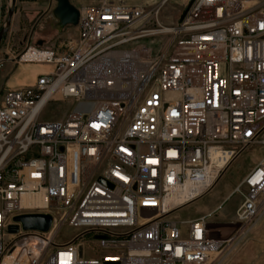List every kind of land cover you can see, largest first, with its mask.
<instances>
[{"label":"built area","instance_id":"1","mask_svg":"<svg viewBox=\"0 0 264 264\" xmlns=\"http://www.w3.org/2000/svg\"><path fill=\"white\" fill-rule=\"evenodd\" d=\"M169 1L83 3L76 37L14 57L49 69L0 97V264H212L264 215L262 159L231 193L232 236H212L222 204L172 217L224 171L216 152L264 145V0H188L167 25Z\"/></svg>","mask_w":264,"mask_h":264},{"label":"rangeland","instance_id":"2","mask_svg":"<svg viewBox=\"0 0 264 264\" xmlns=\"http://www.w3.org/2000/svg\"><path fill=\"white\" fill-rule=\"evenodd\" d=\"M71 1L79 7L83 3L95 4L103 0ZM128 1L145 2V0ZM187 4L188 0H170L162 9L160 19L167 25L176 23L187 8ZM12 5V0H0V31L7 22ZM56 5V0H15L10 29L0 43V57L5 60L4 66L0 67V97L8 86L31 83L35 80V77H30L32 73L29 69L40 67V64H18L14 59L27 44L51 47L64 39L78 35L77 26L61 27L53 13ZM150 40L147 39V42ZM165 40H167L166 36L161 42ZM62 106H48L43 116L50 119L62 118L69 110ZM262 159H264V145L256 144L247 148L224 169L207 193L175 211L172 217L182 220L203 215L229 194L220 209L210 215L209 219L212 225V236H232L235 225L230 222L235 220V212L242 202V197L238 193H231L251 168ZM68 234V229L64 228L61 233L63 238ZM212 264H264V215L242 239L219 253Z\"/></svg>","mask_w":264,"mask_h":264},{"label":"water","instance_id":"3","mask_svg":"<svg viewBox=\"0 0 264 264\" xmlns=\"http://www.w3.org/2000/svg\"><path fill=\"white\" fill-rule=\"evenodd\" d=\"M57 5L53 10L54 15L59 20L61 27L77 26L80 18L79 8L72 3L71 0H56ZM15 0H12L14 5ZM10 9L7 22L0 31V43L6 32L10 29V23L14 8ZM17 223H21L25 230L48 231L52 225L53 217L48 213H25L16 215L13 219ZM11 232H17L19 226L12 224L9 226Z\"/></svg>","mask_w":264,"mask_h":264},{"label":"bare ground","instance_id":"4","mask_svg":"<svg viewBox=\"0 0 264 264\" xmlns=\"http://www.w3.org/2000/svg\"><path fill=\"white\" fill-rule=\"evenodd\" d=\"M169 29V26H166V28H165V31H169L168 30ZM36 66V65H35ZM34 66V67H35ZM38 66V65H37ZM49 66L48 65H46V64H40V67L38 66V67H36V68H33V69H29L30 70V72L32 73L31 75H30V77H32V78H34V77H36V75L40 72V71H43V70H45V69H47ZM25 70V69H24ZM33 71V72H32ZM28 74V73H27ZM231 152L230 151H225V150H221V151H218V152H216V157H218V164H217V169H219V168H223V169H225L226 168V166H227V161L230 159V157H231ZM216 169L214 170V175H212L211 176V179H213V177L215 176V174H216ZM210 179V180H211ZM23 202H24V204H31V203H37V204H42L43 203V201H42V199H40V197H38V196H36V197H31V196H25L24 198H23Z\"/></svg>","mask_w":264,"mask_h":264},{"label":"crops","instance_id":"5","mask_svg":"<svg viewBox=\"0 0 264 264\" xmlns=\"http://www.w3.org/2000/svg\"><path fill=\"white\" fill-rule=\"evenodd\" d=\"M68 30H70L69 28H68ZM39 43H41V42H39ZM240 155V154H239ZM238 155V156H239ZM237 156V157H238ZM237 157H235L233 160H232V162L235 160V159H237ZM231 162V163H232ZM230 163V164H231ZM229 196V194L223 199V200H221L219 203H217L215 206H213V207H211L210 209H208L207 210V212L205 213V214H208V213H211V212H213L220 204H222L223 203V201L227 198Z\"/></svg>","mask_w":264,"mask_h":264}]
</instances>
